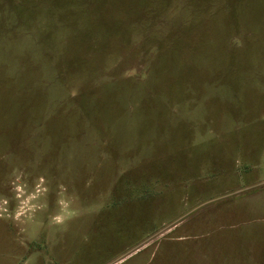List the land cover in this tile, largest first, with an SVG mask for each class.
I'll use <instances>...</instances> for the list:
<instances>
[{
    "label": "rangeland",
    "instance_id": "374dc122",
    "mask_svg": "<svg viewBox=\"0 0 264 264\" xmlns=\"http://www.w3.org/2000/svg\"><path fill=\"white\" fill-rule=\"evenodd\" d=\"M0 264H264V0H0Z\"/></svg>",
    "mask_w": 264,
    "mask_h": 264
}]
</instances>
